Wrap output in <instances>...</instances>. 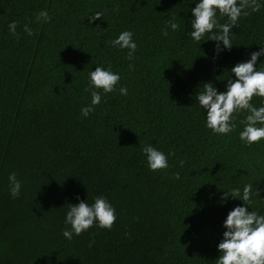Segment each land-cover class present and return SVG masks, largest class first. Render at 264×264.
<instances>
[{
	"label": "trees",
	"instance_id": "trees-1",
	"mask_svg": "<svg viewBox=\"0 0 264 264\" xmlns=\"http://www.w3.org/2000/svg\"><path fill=\"white\" fill-rule=\"evenodd\" d=\"M194 6L0 0V264H215L223 220L242 204L222 203V193L251 184L250 207L264 214V139L239 140L244 111L233 114V132L213 133L195 103L198 85L211 81L222 91L227 69L264 45V6L239 18L232 48L215 58L208 33L199 42L187 35ZM40 10L47 23L36 21ZM172 17L178 29L162 36ZM13 20L19 38L8 32ZM126 29L137 44L132 59L108 43ZM97 65L119 72L117 86L128 94H102L83 117L87 73ZM261 99L250 102L258 107ZM144 144L163 151L169 166L149 170ZM13 171L16 198L7 187ZM97 195L115 208L112 227L65 239L68 203Z\"/></svg>",
	"mask_w": 264,
	"mask_h": 264
},
{
	"label": "clouds",
	"instance_id": "clouds-1",
	"mask_svg": "<svg viewBox=\"0 0 264 264\" xmlns=\"http://www.w3.org/2000/svg\"><path fill=\"white\" fill-rule=\"evenodd\" d=\"M194 7L190 8L191 17L188 18L190 31L187 35L193 42H199L208 33L207 40L213 41V58L222 51L230 50L232 29L237 27V21L241 16L259 11L264 6V0H192ZM100 12L94 13L89 22L101 17ZM50 16L46 10H40L35 19L47 23ZM220 18H226V22L220 23ZM175 18H169L161 29L162 36H168L169 30L178 29ZM8 32L19 38L17 33V21L7 24ZM215 30V31H214ZM23 32L27 36L32 35V29L28 24L23 25ZM108 43L119 50L127 49L126 58L132 59L137 48L133 33L130 30L121 31ZM260 45V44H258ZM258 57L264 58V45L258 50L251 51L246 60L236 62L227 69L222 91L211 82H203L199 90L195 92V103L204 112V126L215 134H228L237 128L234 122V113L244 111L246 114L239 121V140L245 145H251L264 139V66L257 63ZM120 73L114 72L111 65H97L87 73V86L84 89L90 95V103L81 107L80 113L87 117L94 110V106L102 102V94L117 92L127 95L126 86L120 85ZM253 96L261 97L260 106H255L250 101ZM141 153L149 170L165 169L168 165V157L165 153L151 144H144ZM171 155V153H169ZM8 192L12 198L20 194L21 181L15 171L9 172ZM251 184L243 187L226 189L221 196V202L229 198L238 199L242 204L234 206L228 211L223 220L222 238L216 245L218 256L215 264H264V214L252 210L250 207ZM78 203H68L64 214L61 235L71 240L73 236H79L95 225L98 228L110 229L116 220L115 208L104 195H97L88 203L87 199ZM251 209V210H249Z\"/></svg>",
	"mask_w": 264,
	"mask_h": 264
}]
</instances>
